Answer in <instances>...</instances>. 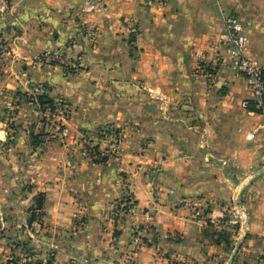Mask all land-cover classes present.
I'll return each mask as SVG.
<instances>
[{
	"label": "crops",
	"instance_id": "obj_1",
	"mask_svg": "<svg viewBox=\"0 0 264 264\" xmlns=\"http://www.w3.org/2000/svg\"><path fill=\"white\" fill-rule=\"evenodd\" d=\"M12 2L0 20V190L12 198L25 179L45 193L52 227L74 228L61 264H264V112L244 104L256 97L232 66L225 26L241 18L244 52L264 67V0ZM48 50L79 71L41 59ZM218 55L208 76L201 65ZM37 85L72 109L67 134L41 145L31 142L40 107L20 94ZM112 124L123 129L119 154L86 156L81 137L102 147ZM126 174L136 206L116 221ZM237 198L240 222L208 223L231 216ZM147 224L157 243L132 253L131 233Z\"/></svg>",
	"mask_w": 264,
	"mask_h": 264
},
{
	"label": "rangeland",
	"instance_id": "obj_2",
	"mask_svg": "<svg viewBox=\"0 0 264 264\" xmlns=\"http://www.w3.org/2000/svg\"><path fill=\"white\" fill-rule=\"evenodd\" d=\"M11 1L13 0H0V20L14 6L15 3H11ZM31 3L33 5L40 4L37 1ZM1 29L2 27H0ZM3 42L0 38V43ZM45 53L40 54L41 59H45ZM63 55L65 56L64 53ZM72 62L76 63V66L74 64L67 68L64 66L65 71L70 73L79 71L80 67L77 61ZM20 94L37 102L41 110L43 128H40L36 133H31L33 145H41L64 136L62 129L65 128L68 131V122L72 116V109L65 99L53 100V102L64 101L68 107V121L64 126H61L57 115L46 113L47 106L51 104H41L39 101L38 96L46 94V92L32 95ZM85 136L95 143L91 136L86 133ZM81 139L84 143L85 137L83 136ZM102 141L104 140L102 139ZM105 145L106 143L102 147H105ZM1 146L6 147L2 144L0 150L2 149ZM97 160L106 161L102 157ZM32 187V184L22 178L19 179L16 188L13 190L15 195L12 198L8 195V192L5 193L0 190V264H61L64 259V255H61V253H64V249L74 247L71 240L74 228L73 230L69 228L62 230L52 227L45 211L46 195H44V202L40 204L41 193L44 192H33ZM14 203L16 208L13 206ZM208 223L211 222L208 221Z\"/></svg>",
	"mask_w": 264,
	"mask_h": 264
},
{
	"label": "built area",
	"instance_id": "obj_3",
	"mask_svg": "<svg viewBox=\"0 0 264 264\" xmlns=\"http://www.w3.org/2000/svg\"><path fill=\"white\" fill-rule=\"evenodd\" d=\"M163 1L164 0H143L144 4L149 6L156 2ZM225 26L227 30V43L232 60V66L238 73L245 76L251 95L256 97V108H261L264 112V67L256 59L248 57L244 52L245 47L249 42V36L244 30L241 18L235 14L226 15ZM129 30L132 34L135 33L137 31L136 25L130 24ZM44 56L46 59H50L51 62L62 64L66 68L72 64L76 66V63L66 58L61 51L48 50ZM221 58L222 56L218 55L214 61L204 62L201 65L208 76H212L215 73ZM34 92L45 93L46 90L43 85H37ZM250 101V98L245 99V106H248ZM46 113L57 115L61 126H64L68 121L69 111L64 101L53 102L50 106H47ZM62 133L63 135H66L67 130L63 128ZM254 136V130L249 131L247 134L248 139H253ZM84 137V154L95 161L99 159V157H102L107 161L119 154L123 138V129L115 124L104 127L102 129V134H100V138L105 141V147H99L96 143H93L86 138L87 136L84 135ZM123 181V193L116 202L115 213L113 215V218L116 221L119 220L123 214L132 211L136 206L135 196L131 188L132 182L130 175L126 174V176L123 177ZM209 210V206L207 205H198L194 207L193 213L196 215L208 216ZM220 216L221 218L219 219L213 216H208V221L215 223L220 219H226L232 224L240 222V220L244 218L245 213L243 207L239 203V198H237L236 204L231 210V216L224 211ZM142 231L145 232V235L142 234ZM157 240L158 232L156 231L155 226L147 224L131 233L129 240L130 244L133 246L131 252L134 253L141 245L144 244H156Z\"/></svg>",
	"mask_w": 264,
	"mask_h": 264
},
{
	"label": "trees",
	"instance_id": "obj_4",
	"mask_svg": "<svg viewBox=\"0 0 264 264\" xmlns=\"http://www.w3.org/2000/svg\"><path fill=\"white\" fill-rule=\"evenodd\" d=\"M38 98H39V101H40V103L41 104H44V103H49V104H52L53 103V99L52 98H50L47 94H41V95H39L38 96ZM250 105V108H253V109H255V110H257V111H263V109H261V108H256V106H255V101H250V103H249ZM37 137V136H36ZM42 195H41V197H40V201H39V203L40 204H42L43 202H44V193H41ZM220 234L222 235V236H224V232H220ZM50 264V263H49Z\"/></svg>",
	"mask_w": 264,
	"mask_h": 264
}]
</instances>
